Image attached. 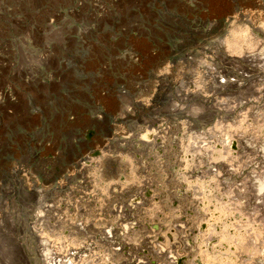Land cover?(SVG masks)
I'll return each mask as SVG.
<instances>
[{
	"label": "rangeland",
	"instance_id": "374dc122",
	"mask_svg": "<svg viewBox=\"0 0 264 264\" xmlns=\"http://www.w3.org/2000/svg\"><path fill=\"white\" fill-rule=\"evenodd\" d=\"M263 48L264 0H0V264H264Z\"/></svg>",
	"mask_w": 264,
	"mask_h": 264
},
{
	"label": "bare ground",
	"instance_id": "6f19581e",
	"mask_svg": "<svg viewBox=\"0 0 264 264\" xmlns=\"http://www.w3.org/2000/svg\"><path fill=\"white\" fill-rule=\"evenodd\" d=\"M231 26V25H230ZM235 25H233V26H231V29L230 30H228V32H227V34H226V38H225V41H224V43H223V45H225V47L228 49V50H234V49H239L240 48V46H242L243 45V43H247V40H246V31H245V29H243V27H234ZM261 50V49H260ZM261 54H264V48L261 50V52H260ZM4 94V96L6 97V95H5V93H2L1 95H3ZM7 94V93H6ZM146 137H147V135H146ZM219 150V149H218ZM217 151V150H216ZM222 155V154H221ZM220 156V153L217 151V158ZM220 158V157H219ZM221 159V158H220ZM259 181V180H258ZM256 185V184H255ZM209 188H210V186H209ZM257 189L259 190V191H262V190H264V181L263 182H261V181H259L258 183H257ZM207 192H209V191H207ZM206 199V198H205ZM206 202H207V204H209V203H213V201H212V199L211 198H207L206 200H205ZM219 202V201H218ZM210 205V204H209ZM208 205V206H209ZM212 208H213V210H214V212H217L218 213V218H220L221 217V215H222V208L220 207V205L218 206V205H216V203L212 206ZM214 212H212V213H214ZM214 216H216V214H214ZM213 217V216H212ZM215 218V217H214ZM217 218V217H216ZM216 222V221H215ZM220 222V221H219ZM208 223V222H207ZM222 224V223H221ZM227 227V226H226ZM223 229V228H222ZM226 234V233H225ZM224 235V234H223ZM229 235V234H228ZM44 236V235H43ZM220 237V236H219ZM43 238V237H42ZM48 238V237H47ZM230 238V237H229ZM222 239V238H221ZM224 239L227 241V239L228 238H226V236L224 237ZM42 241H43V239H42ZM44 241H45V237H44ZM43 241V242H44ZM232 242V241H231ZM233 243V242H232ZM45 244V243H44ZM48 247V246H47ZM52 247V246H51ZM220 248V247H219ZM48 250H49V248H47ZM46 247H45V249L43 248V255L45 256V258H47V260H49L48 259V256H47V253H46ZM51 249V248H50ZM229 249V248H228ZM70 250V249H69ZM54 251V250H53ZM55 251H56V248H55ZM54 251V252H55ZM67 251V250H66ZM73 251V250H72ZM119 251V250H118ZM50 252V251H49ZM48 252V253H49ZM228 252V251H227ZM51 253V252H50ZM53 253V252H52ZM57 253H58V251H57ZM66 253V252H65ZM68 255H66V256H64V257H62L61 256V254H60V256L61 257H58L59 256V254H58V256H53L52 257V259H51V261H50V264H71V261H73V257H75L76 256V253L75 252H69V253H67ZM48 255H50V254H48ZM55 255H56V253H55ZM63 255V254H62ZM65 255V254H64ZM51 257V256H50ZM82 257V256H81ZM207 258V257H206ZM76 259V258H75ZM80 259V258H79ZM29 260V259H28ZM34 260V259H33ZM77 260H78V258H77ZM32 261V260H31ZM29 263V262H28ZM47 263V262H46ZM73 264H75V261H74V263ZM213 264V263H212Z\"/></svg>",
	"mask_w": 264,
	"mask_h": 264
}]
</instances>
